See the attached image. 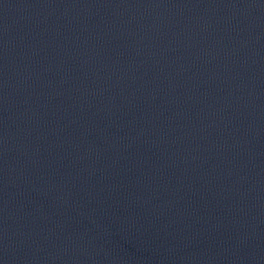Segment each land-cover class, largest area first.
Wrapping results in <instances>:
<instances>
[{"label":"water","instance_id":"95a60500","mask_svg":"<svg viewBox=\"0 0 264 264\" xmlns=\"http://www.w3.org/2000/svg\"><path fill=\"white\" fill-rule=\"evenodd\" d=\"M0 264H264V233L0 201Z\"/></svg>","mask_w":264,"mask_h":264}]
</instances>
